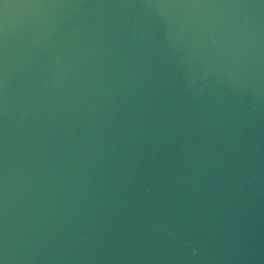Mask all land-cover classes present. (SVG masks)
<instances>
[{
	"label": "water",
	"instance_id": "water-1",
	"mask_svg": "<svg viewBox=\"0 0 264 264\" xmlns=\"http://www.w3.org/2000/svg\"><path fill=\"white\" fill-rule=\"evenodd\" d=\"M0 264H264V0H0Z\"/></svg>",
	"mask_w": 264,
	"mask_h": 264
}]
</instances>
